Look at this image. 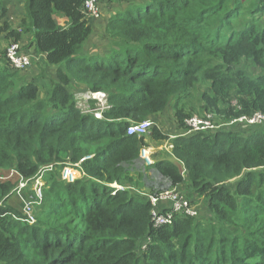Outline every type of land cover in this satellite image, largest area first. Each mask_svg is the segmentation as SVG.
Masks as SVG:
<instances>
[{
    "label": "trees",
    "instance_id": "obj_1",
    "mask_svg": "<svg viewBox=\"0 0 264 264\" xmlns=\"http://www.w3.org/2000/svg\"><path fill=\"white\" fill-rule=\"evenodd\" d=\"M9 1L0 0V36L20 43L29 33L57 69L41 97L37 76L24 80L28 68L13 69L0 48V264H264V126L186 133L192 116L264 115V0H99L117 7L90 54L83 0H18V27ZM75 84L105 93L101 118L77 107ZM168 106L172 134L156 121ZM145 120L146 134H128ZM164 142L175 161L144 164L140 150ZM78 162L81 177L60 178ZM40 171L38 201L28 189ZM22 180L37 202L32 224L14 192ZM180 184L199 213L154 227L146 194Z\"/></svg>",
    "mask_w": 264,
    "mask_h": 264
},
{
    "label": "built area",
    "instance_id": "obj_2",
    "mask_svg": "<svg viewBox=\"0 0 264 264\" xmlns=\"http://www.w3.org/2000/svg\"><path fill=\"white\" fill-rule=\"evenodd\" d=\"M99 0H83L82 8L86 12L88 19H98L100 17L99 11ZM6 57L13 69L24 70L31 65V56L20 43L10 42L6 50ZM86 93V92H85ZM76 96V95H75ZM98 96H105L103 92H89L86 97L89 100L96 99ZM100 100V99H99ZM106 103V101H105ZM104 108H107V104ZM82 112L92 113L96 118H101V114L97 113L95 109H90L89 105L87 108H84ZM211 115H207L206 119L198 118L197 116H192L186 120V133L197 132L202 129L211 131L212 129H222V128H234L237 126H255V125H264V115L259 112H255L251 115H242L236 118H230L229 120L223 123H214L210 120ZM151 123L148 120L142 121L140 123L130 124L127 127L128 134H137L143 135L146 134ZM171 145L168 144L170 149ZM147 151L149 148L142 149V157L145 159L146 164H151L153 161L150 157L147 156ZM52 165L49 166L51 169ZM79 162L76 164L66 163L61 169L60 175L61 178L73 182L75 179L81 177L82 172L80 171ZM44 185L42 178V171L36 175L33 180L32 190L38 201L42 198L41 188ZM26 186L25 181H20L16 189H14L15 195L22 199L23 201V213L26 215V220L29 224L34 223V217L32 215V207L36 201L24 200L23 197V188ZM114 189H122L121 185L113 183L110 185ZM147 199L152 205L151 209V222L154 227L163 226L166 224H171L174 220V215L188 214L189 216H196L198 213V206L186 199L183 194L176 190V188L162 190L158 194H146ZM159 204H163V207H167L166 212H160L157 209Z\"/></svg>",
    "mask_w": 264,
    "mask_h": 264
},
{
    "label": "rangeland",
    "instance_id": "obj_3",
    "mask_svg": "<svg viewBox=\"0 0 264 264\" xmlns=\"http://www.w3.org/2000/svg\"><path fill=\"white\" fill-rule=\"evenodd\" d=\"M125 6V4L123 5L122 4V7L123 8ZM99 11L101 10V21L100 23H97L96 25L98 26V29L96 30V34H94V37H92L91 39V44L88 46L89 48H91V52H99L101 51V47H103V43L100 42L99 38L102 39V36L101 34H103V29L105 27V24H106V17L111 14L112 12H114L115 8L117 7V4L114 2V1H110L109 3L107 2H103L102 4H99ZM12 11L15 12V10L13 8H11ZM112 11V12H111ZM18 12V11H17ZM262 16H264V14H262ZM14 18H18L17 15H14ZM97 21V20H95ZM9 43H7L4 38H0V48L2 50L6 49L7 46H8ZM24 46V45H23ZM95 48V49H93ZM24 49H28L26 46H24ZM36 64V67H34V65ZM51 66H55V65H51ZM56 67V66H55ZM241 67L249 74H254V69L252 68V66L250 65L249 62H246L244 61L242 64H241ZM34 70H30V69H33ZM29 70L27 73L24 74L23 76V79L24 80H30L32 77H36V79L38 80L39 84L42 86L40 87V96L41 97H44L45 94H46V88L47 86L49 85V79L50 77H48V73L47 71H43L40 64L38 62H32L31 66L28 67ZM25 70V71H27ZM72 90L74 92V95H76V104H77V107L82 111L84 108H87V105H91L93 108H90V109H95V111L99 114H101V111L102 109H104V103L106 101V97L105 96H98V98L96 99H92V100H89L87 99L86 95L87 93H85L83 90V88H80L78 87L77 84L74 85V87H72ZM100 99V100H99ZM106 105V103H105ZM210 120H212L214 123H219V115H213V114H210ZM159 118L156 119V121L158 122V125L160 126V128L166 132V133H175V131H177V129L175 128V121H174V118H173V111L171 109L170 106H168L159 116ZM150 121V120H148ZM151 123V121H150ZM257 126H264V125H257ZM235 131H238L239 129L242 130V131H246V130H249L250 128H254V127H250V126H237L235 127ZM186 129V127H185ZM184 129V130H185ZM184 130H181V131H184ZM204 131H209V130H206V129H202V130H199L197 132H204ZM211 131H216V129H212ZM148 148V147H146ZM169 151V148H168V145H163V146H154L153 148H149V152L147 151V156L150 157V159L152 161H154L153 159H155L156 157H159V158H162V157H166V158H171L170 160H174V158L172 156H167L166 154H163V152H166L168 153L167 151ZM142 155V149L140 150V156ZM153 155V156H152ZM141 160L145 163V159H143L142 157H140ZM180 165V164H179ZM181 166V165H180ZM55 169H57V167H54ZM147 175L151 176V173L150 172H146ZM2 175V174H1ZM15 176L13 170L10 169V173H9V176ZM60 178H61V175H60ZM62 179V178H61ZM64 180V179H63ZM145 181L147 183H150L153 188H156V187H161V186H166V183H164L163 181H153V182H150V179L147 178L145 179ZM44 182V181H43ZM173 187H176L177 191H179L181 194H184V193H187V189L186 187L183 185V184H180V185H177V186H173ZM166 189H170V188H163L162 190H166ZM28 190H32V188H29ZM23 193V192H22ZM147 193V192H146ZM28 195V193H27ZM24 200H27L26 198V195L24 197ZM17 199H10L9 202L10 204H16ZM37 205H34L33 204V207H32V210L35 211ZM201 206L199 205L198 207V213H199V209Z\"/></svg>",
    "mask_w": 264,
    "mask_h": 264
},
{
    "label": "crops",
    "instance_id": "obj_4",
    "mask_svg": "<svg viewBox=\"0 0 264 264\" xmlns=\"http://www.w3.org/2000/svg\"><path fill=\"white\" fill-rule=\"evenodd\" d=\"M11 8H13L15 10V12L12 11ZM23 12H24V10H23V4L21 3V1H18V0H10L9 1V3H8V11H7L6 18H7L8 22L11 24V26L18 27V25L20 23V20L22 18ZM101 13L102 12L100 10V17L98 19H91V18L89 19L90 20V24L92 25V30H93L92 35H91L92 37H94V34H96V30L98 29V26L96 24L97 23H100V21H101V15H102ZM14 15H17L18 18H14ZM107 17H109V15ZM54 18L57 21V24L60 25V26H65L67 24V18L61 12H55L54 13ZM95 20H97V21H95ZM101 36H102V34H101ZM92 37H90V38L92 39ZM0 38H3V36H0ZM100 38H99L100 42H102L104 44V40L103 39H100ZM91 39L86 44L85 50L82 53H84V54L94 53V52H91L92 49L88 47L91 44ZM5 41L7 43H9L7 40H5ZM19 42H20L21 45H24V46L28 47V52L31 54L32 61H34L35 63L38 62L40 64L41 68L44 71L49 72L48 73L49 74L48 76L50 78H52V79H55V71H56L57 68L55 66L47 65L45 63L44 56L38 55V54H36L34 52V45H31V36H30V34L29 33H22L21 40ZM93 49H95V48H93ZM34 67H36V64L34 65ZM31 70H34V68L31 69ZM163 145H168V143L167 142H164V144H162L160 146H163ZM153 147L154 146H148V148H150V149L153 148ZM169 159H171V158H169ZM147 185L150 186L151 184L150 183H147ZM172 188H176V187H170V189H172ZM187 191L190 192V189L187 188Z\"/></svg>",
    "mask_w": 264,
    "mask_h": 264
}]
</instances>
